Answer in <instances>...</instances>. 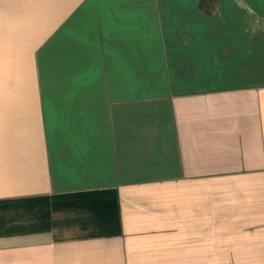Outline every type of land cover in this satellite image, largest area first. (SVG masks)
Masks as SVG:
<instances>
[{
  "label": "crops",
  "instance_id": "0c3cea01",
  "mask_svg": "<svg viewBox=\"0 0 264 264\" xmlns=\"http://www.w3.org/2000/svg\"><path fill=\"white\" fill-rule=\"evenodd\" d=\"M0 264H264V0H0Z\"/></svg>",
  "mask_w": 264,
  "mask_h": 264
},
{
  "label": "trees",
  "instance_id": "16d2710c",
  "mask_svg": "<svg viewBox=\"0 0 264 264\" xmlns=\"http://www.w3.org/2000/svg\"><path fill=\"white\" fill-rule=\"evenodd\" d=\"M46 206L44 216L49 211L56 210H86L92 217L104 224L107 234L120 233V220L118 216V199L114 189H97L82 192H72L37 198ZM101 218V219H100Z\"/></svg>",
  "mask_w": 264,
  "mask_h": 264
}]
</instances>
